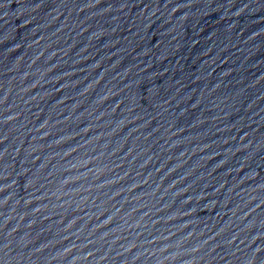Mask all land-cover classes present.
I'll list each match as a JSON object with an SVG mask.
<instances>
[{"label":"water","instance_id":"95a60500","mask_svg":"<svg viewBox=\"0 0 264 264\" xmlns=\"http://www.w3.org/2000/svg\"><path fill=\"white\" fill-rule=\"evenodd\" d=\"M0 264H264V0H0Z\"/></svg>","mask_w":264,"mask_h":264}]
</instances>
